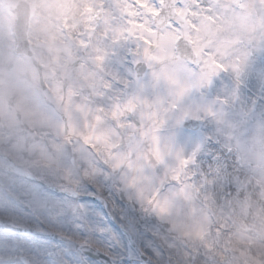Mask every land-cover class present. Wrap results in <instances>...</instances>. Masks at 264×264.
I'll use <instances>...</instances> for the list:
<instances>
[{
	"label": "clouds",
	"instance_id": "clouds-1",
	"mask_svg": "<svg viewBox=\"0 0 264 264\" xmlns=\"http://www.w3.org/2000/svg\"><path fill=\"white\" fill-rule=\"evenodd\" d=\"M0 264H264V0H0Z\"/></svg>",
	"mask_w": 264,
	"mask_h": 264
}]
</instances>
